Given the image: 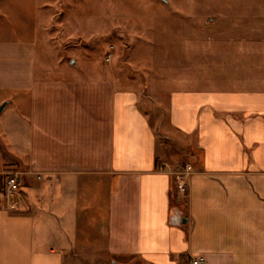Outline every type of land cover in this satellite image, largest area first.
<instances>
[{
    "label": "crops",
    "instance_id": "0c3cea01",
    "mask_svg": "<svg viewBox=\"0 0 264 264\" xmlns=\"http://www.w3.org/2000/svg\"><path fill=\"white\" fill-rule=\"evenodd\" d=\"M215 47L208 65L196 47L180 59L171 144L138 90L49 75L32 42H0L7 148L20 169L55 172L23 174L8 197L0 171V264H264V33Z\"/></svg>",
    "mask_w": 264,
    "mask_h": 264
},
{
    "label": "rangeland",
    "instance_id": "374dc122",
    "mask_svg": "<svg viewBox=\"0 0 264 264\" xmlns=\"http://www.w3.org/2000/svg\"><path fill=\"white\" fill-rule=\"evenodd\" d=\"M259 33L264 0H0V42H32L38 68L49 75L107 76L138 90L161 140L171 144L167 93L181 87L180 59L189 64L196 47L208 65L215 46L228 37L253 39ZM209 71L204 67L207 77ZM174 149L169 154L179 152ZM10 152L0 130L4 175L18 173L21 183L27 173L37 180L55 176L20 169Z\"/></svg>",
    "mask_w": 264,
    "mask_h": 264
},
{
    "label": "built area",
    "instance_id": "2783aa9c",
    "mask_svg": "<svg viewBox=\"0 0 264 264\" xmlns=\"http://www.w3.org/2000/svg\"><path fill=\"white\" fill-rule=\"evenodd\" d=\"M192 167L190 165H186L185 170L182 172L183 181L180 184V189L182 192L187 191V182L186 178L191 173ZM21 180L18 173H10L5 181V192L8 197L13 196L20 188ZM191 264H206V258L203 254H198L191 257Z\"/></svg>",
    "mask_w": 264,
    "mask_h": 264
},
{
    "label": "water",
    "instance_id": "95a60500",
    "mask_svg": "<svg viewBox=\"0 0 264 264\" xmlns=\"http://www.w3.org/2000/svg\"><path fill=\"white\" fill-rule=\"evenodd\" d=\"M3 107H4V104L0 105V111L2 110ZM180 223H187V219L186 218L181 219Z\"/></svg>",
    "mask_w": 264,
    "mask_h": 264
}]
</instances>
